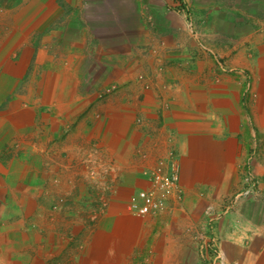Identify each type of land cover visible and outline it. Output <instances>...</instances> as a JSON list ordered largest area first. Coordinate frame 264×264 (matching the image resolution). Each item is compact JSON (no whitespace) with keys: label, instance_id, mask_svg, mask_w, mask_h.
Masks as SVG:
<instances>
[{"label":"crops","instance_id":"1","mask_svg":"<svg viewBox=\"0 0 264 264\" xmlns=\"http://www.w3.org/2000/svg\"><path fill=\"white\" fill-rule=\"evenodd\" d=\"M173 1L0 0V264H211L200 232L226 262L264 264V0H179L198 53ZM170 152L182 199L133 214ZM89 157L114 166L92 223ZM246 169L258 192L209 222Z\"/></svg>","mask_w":264,"mask_h":264},{"label":"built area","instance_id":"2","mask_svg":"<svg viewBox=\"0 0 264 264\" xmlns=\"http://www.w3.org/2000/svg\"><path fill=\"white\" fill-rule=\"evenodd\" d=\"M186 5V3L179 0H174L172 4H170L172 9L183 16L186 29L190 34V38L194 41L196 53L199 51L208 52L200 36L196 21ZM148 19L150 23L152 17L148 16ZM168 155V157L159 159L154 166L145 171L150 182V187L139 190L137 192V198L132 199L128 204V210L133 214L137 216L154 214L162 210L170 198H175L177 200L182 199L183 191L179 183V164L173 153L170 152ZM259 182V178H257L250 169H246L242 177L243 187L228 198V204L225 208L218 210L213 204H207L205 206L204 214L207 220L210 222L218 218L221 213L226 212L239 201L254 196L258 192ZM216 239L214 235L200 232L195 235L194 242L201 255L210 257L211 264L215 262L217 264H236L235 262H226L223 255L217 252Z\"/></svg>","mask_w":264,"mask_h":264},{"label":"rangeland","instance_id":"3","mask_svg":"<svg viewBox=\"0 0 264 264\" xmlns=\"http://www.w3.org/2000/svg\"><path fill=\"white\" fill-rule=\"evenodd\" d=\"M92 20H93V23L95 25V30L96 31L99 30L100 32H102V28L97 27L98 18H95V16H93ZM150 23H153V19L150 21ZM198 24L199 23H197V25ZM82 71L87 72L88 74H90V73L94 74L90 78H94L95 80L99 81V82L98 81L95 82L94 83L95 85L93 86V88H95V89L98 88V86L101 84V80H102V75H101L103 73L102 67H99L97 65H91V64L85 65L84 64L82 66ZM105 71H106V73H105V78H106V76L108 75L107 67H106ZM111 74L109 75V77L111 76ZM97 83H99L98 86H96ZM112 83L113 82H109V83H107V84H109V86L105 85L106 87L102 88L103 90L106 91V94H111L113 92L114 85ZM107 88H108V91H107ZM177 162H178V160H177ZM84 164H85L84 169L87 172L86 173L87 178L91 180L90 183H91L94 191H96V194L98 196H100V195L106 196L107 195L106 193L110 190L111 184H112L110 174L114 170L113 162L98 159L95 157H89L88 160H86V162ZM68 202H69V199L66 196L58 197L56 202L50 206L51 214L53 215V213L55 212V213H57L58 216L62 215L63 210L66 207ZM91 206L92 207L90 208V211L87 213V220L89 223H92L97 219V215L99 214V212L103 211L106 208L107 201L103 196V200L99 199V200H97L96 203L94 202ZM45 216H47V214H45Z\"/></svg>","mask_w":264,"mask_h":264}]
</instances>
